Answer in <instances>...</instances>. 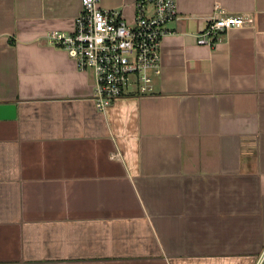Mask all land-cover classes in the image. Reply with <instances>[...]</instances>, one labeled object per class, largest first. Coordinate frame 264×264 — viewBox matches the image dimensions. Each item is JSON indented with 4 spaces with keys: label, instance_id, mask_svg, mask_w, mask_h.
Masks as SVG:
<instances>
[{
    "label": "crops",
    "instance_id": "crops-1",
    "mask_svg": "<svg viewBox=\"0 0 264 264\" xmlns=\"http://www.w3.org/2000/svg\"><path fill=\"white\" fill-rule=\"evenodd\" d=\"M81 8L0 0V264H264V0H177L153 95L104 111L47 39ZM215 8L254 23L199 46Z\"/></svg>",
    "mask_w": 264,
    "mask_h": 264
},
{
    "label": "built area",
    "instance_id": "built-area-1",
    "mask_svg": "<svg viewBox=\"0 0 264 264\" xmlns=\"http://www.w3.org/2000/svg\"><path fill=\"white\" fill-rule=\"evenodd\" d=\"M82 8L71 32L50 31L49 44L65 51L82 71L94 78L93 99L104 111L115 100L151 96L162 74L161 43L178 18L177 0H138L132 21L119 9H104L99 0H81ZM196 36L202 47H214L217 37L254 23L251 14L234 16L215 8Z\"/></svg>",
    "mask_w": 264,
    "mask_h": 264
},
{
    "label": "water",
    "instance_id": "water-1",
    "mask_svg": "<svg viewBox=\"0 0 264 264\" xmlns=\"http://www.w3.org/2000/svg\"><path fill=\"white\" fill-rule=\"evenodd\" d=\"M15 115V109L11 105H0V118L12 119Z\"/></svg>",
    "mask_w": 264,
    "mask_h": 264
}]
</instances>
